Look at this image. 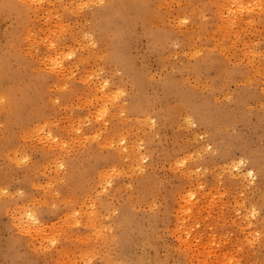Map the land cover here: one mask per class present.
Listing matches in <instances>:
<instances>
[{"label": "rangeland", "instance_id": "obj_1", "mask_svg": "<svg viewBox=\"0 0 264 264\" xmlns=\"http://www.w3.org/2000/svg\"><path fill=\"white\" fill-rule=\"evenodd\" d=\"M132 1L0 0V264H264V0Z\"/></svg>", "mask_w": 264, "mask_h": 264}, {"label": "bare ground", "instance_id": "obj_2", "mask_svg": "<svg viewBox=\"0 0 264 264\" xmlns=\"http://www.w3.org/2000/svg\"><path fill=\"white\" fill-rule=\"evenodd\" d=\"M124 1V0H123ZM127 1V0H126ZM132 0H128V2L130 3ZM134 1V0H133ZM132 1V2H133ZM177 1V0H176ZM179 1V0H178ZM177 1V2H178ZM226 1V3L228 4H230L231 2H234L233 0H231V2H230V0H228L229 2H227V0H225ZM225 1H224V3H225ZM240 1V0H239ZM260 1L261 0H259V4H260ZM7 2V1H6ZM109 2V1H108ZM134 2H136V1H134ZM138 2V1H137ZM136 2V3H137ZM140 2V1H139ZM220 2H223V0H221ZM241 2V1H240ZM121 3V2H120ZM123 3V2H122ZM224 3H223V5H224ZM258 3V1L255 3V5ZM132 4V3H131ZM141 4V3H140ZM217 4H219V3H217ZM221 4V3H220ZM133 5H134V3H133ZM133 5H132V7H133ZM222 5V6H223ZM236 5H238V7L239 6H241V5H239V4H236ZM253 6H254V4H252ZM124 6V5H123ZM140 6V5H139ZM144 6V5H143ZM221 6V5H220ZM261 6V5H260ZM141 7H142V4H141ZM219 7V6H218ZM234 7V6H233ZM258 7V6H257ZM263 7V6H262ZM134 8H135V6H134ZM137 8V7H136ZM171 9V8H170ZM249 9V8H248ZM234 10H235V8H234ZM236 11V10H235ZM252 11V10H251ZM254 11V10H253ZM257 11V10H256ZM259 11V10H258ZM217 12V11H216ZM141 14V13H140ZM177 14V13H176ZM217 14V13H216ZM220 14V13H219ZM226 15V14H225ZM183 16V15H182ZM220 16V15H219ZM230 16V15H229ZM251 16V15H250ZM179 17V16H178ZM184 17V16H183ZM113 18V17H112ZM181 18V17H180ZM241 18V17H240ZM244 19V18H243ZM246 19V18H245ZM180 20V19H179ZM252 21H253V19H252ZM246 22V21H245ZM232 23V22H231ZM237 23V22H236ZM234 24V23H233ZM235 25V24H234ZM240 25V24H239ZM189 26V25H188ZM218 26V25H217ZM224 27V29H227V27L228 28H230L229 26H223ZM240 27V26H239ZM192 28H194V27H192ZM232 28V27H231ZM230 28V29H231ZM235 28V27H234ZM211 29V28H210ZM224 31V30H223ZM228 31V30H227ZM237 33V32H236ZM212 34V33H211ZM227 34V33H226ZM232 35H233V33H232ZM191 36V35H190ZM178 40V39H177ZM217 41V40H216ZM219 41V40H218ZM216 43V42H215ZM232 43V42H231ZM89 46V45H88ZM88 46H87V48H88ZM187 47V46H186ZM223 48V47H222ZM201 50V49H200ZM197 52V51H196ZM195 52V53H196ZM92 53V52H91ZM246 54V53H245ZM106 55V54H105ZM189 55V54H188ZM235 62V61H234ZM250 62V61H249ZM51 64V63H50ZM56 64V63H55ZM51 65H54V64H51ZM52 68H54V67H52ZM61 68V67H60ZM61 70V69H60ZM66 70V69H65ZM255 70V69H254ZM58 71V70H57ZM68 72V71H67ZM255 72H257V71H255ZM61 73V72H60ZM261 74H263V73H261ZM85 75V74H84ZM88 75V74H87ZM255 77V76H254ZM87 78V77H86ZM187 80V79H186ZM62 89V88H61ZM97 90V89H96ZM264 90V89H263ZM189 91V90H188ZM109 92V91H108ZM107 93V92H106ZM118 95V94H117ZM105 96V95H104ZM112 96V95H111ZM99 97V96H98ZM97 97V98H98ZM110 97V96H109ZM95 101V100H94ZM108 101H109V99H108ZM110 102V101H109ZM103 104V103H102ZM111 104V103H110ZM121 105V104H120ZM5 106V105H4ZM107 106V105H106ZM182 112V111H181ZM18 118V117H17ZM125 120V119H124ZM127 120V119H126ZM101 122V121H100ZM38 123V122H37ZM147 124V123H146ZM104 125V124H103ZM103 127H105V126H103ZM179 127V126H178ZM124 133V132H123ZM111 136H112V134H110ZM113 137V136H112ZM105 139V138H104ZM108 139H110V138H108ZM108 139H106L107 141H108ZM131 141V140H130ZM133 141H135V140H133ZM106 144V143H105ZM2 145V144H1ZM129 145H130V143H129ZM133 145V144H132ZM134 146V145H133ZM122 154V153H121ZM184 156V155H183ZM184 157H186V156H184ZM186 159V158H185ZM249 172H251V171H249ZM246 174V173H245ZM252 204V203H251ZM22 214H24V213H22ZM31 215H33V214H29V216L31 217ZM104 215V214H103ZM34 220V216L33 217H31L30 218V220H29V222H32ZM103 221V220H102ZM113 224V223H112ZM39 225V224H38ZM92 225V224H91ZM100 226H101V224H100ZM96 228V227H95ZM22 229V228H21ZM102 229V228H101ZM95 232V231H94ZM97 232H98V230H97ZM97 234V233H96ZM99 234V233H98ZM90 237V236H89ZM82 239V238H81ZM104 239H105V237H104ZM90 240V239H89ZM85 241V240H84ZM87 241V240H86ZM94 247H95V245H94ZM111 255V254H110Z\"/></svg>", "mask_w": 264, "mask_h": 264}]
</instances>
